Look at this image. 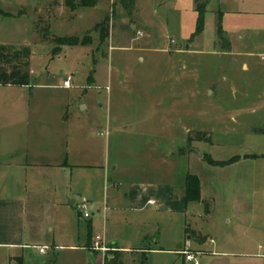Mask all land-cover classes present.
Returning a JSON list of instances; mask_svg holds the SVG:
<instances>
[{
  "label": "rangeland",
  "instance_id": "1",
  "mask_svg": "<svg viewBox=\"0 0 264 264\" xmlns=\"http://www.w3.org/2000/svg\"><path fill=\"white\" fill-rule=\"evenodd\" d=\"M34 1V11H7L29 20L0 24V41L30 47L31 83L48 87L46 98L68 102L76 115L71 125L82 127L89 140L105 144L111 133L109 158L118 166V177L182 186L187 174L197 176L213 210L208 217L203 205L184 204L178 188L173 208L158 202L129 214L89 207L84 219L75 206L50 208L41 196L32 205L35 218L28 220L36 229H26V237L47 251L40 255L36 249L25 250V264H98L100 254L85 248L88 234L103 235L108 244L155 250L144 256L109 252L105 264H188L183 256L159 251L181 250L188 237L192 251L204 243L206 251L218 245L244 253L235 244L255 238L256 223L264 222V18L255 25L253 17L224 12L220 0L206 1L199 27L193 0H136L132 10L121 5L123 0H99L95 8L74 13L63 0ZM1 15L7 14L0 11V22ZM29 21L39 30L48 25L50 36L81 40L89 35L91 43L53 50ZM179 48L189 52L177 54ZM69 76L66 91L62 83ZM176 102L179 124L169 113ZM197 133L207 140L188 144L187 137ZM172 146L187 147L188 158L162 163L161 155ZM250 156L256 157L245 158ZM206 159L232 163L216 167ZM199 236L201 243H196Z\"/></svg>",
  "mask_w": 264,
  "mask_h": 264
},
{
  "label": "crops",
  "instance_id": "2",
  "mask_svg": "<svg viewBox=\"0 0 264 264\" xmlns=\"http://www.w3.org/2000/svg\"><path fill=\"white\" fill-rule=\"evenodd\" d=\"M206 1L202 2L206 4ZM35 4L34 0H0V11L7 14L1 15L3 18L0 24L8 19L27 18L24 14L23 16L16 14L21 8H31L34 11ZM193 5L195 7L194 0ZM220 6L224 12L253 17L255 25L264 18V8H262L264 0H246L244 2L231 0L226 3L224 0H220ZM9 8L17 11L16 14L13 11L7 13ZM30 24L33 26L32 22ZM258 26L261 27V25ZM131 28L133 29V26ZM259 30L253 29L255 32ZM142 32L140 31V34H143ZM225 42L229 44L227 41ZM0 45L29 47L11 41H0ZM137 51L143 52L142 49H137ZM186 52H189L188 49L185 51L177 49V54H186ZM139 60L143 61L142 58ZM109 72L112 75L113 69L110 68ZM30 78L32 81L31 70ZM47 90H49L48 87L34 83L23 87L0 86V264H25V250H38L37 248L44 247L32 245L26 237V229L32 227L33 232L36 229L34 223L30 224L28 220L35 218V206L32 205H35L41 196L49 203L50 208L73 207L77 203L76 199L80 198L90 200L89 207L93 212L96 210L110 213L124 211L130 214L141 212L148 206H156L158 202L170 203V207L173 208L171 200L174 194L179 192L178 188H181V200L185 204L186 176L182 186H177L173 182L166 185L161 182L156 185L152 181L145 180L144 177L136 176L125 179L123 174L118 177L116 175L118 166L110 164L109 158L111 133H109L105 144H100L97 140H89L87 135L85 137L82 127L77 124L71 125V121L76 115L73 113V109H70L68 102L46 98L45 91ZM106 101L107 107L111 108V93L107 94ZM174 105L169 113L177 117L174 122L179 124L178 102ZM82 109L86 110V107ZM160 113L163 119L164 111ZM186 149L187 147L178 149L172 146L165 155H161V162L166 161L167 163L180 158L187 159L188 149ZM88 170L95 173V176H99L97 182H95L96 178H93L94 175L84 174V171ZM121 171L123 173V170ZM128 171L130 170L128 169L126 172ZM144 174L146 173L144 172ZM199 184L200 202L197 204L207 203L209 205L207 213L209 217L213 210L212 202L210 199L206 201L203 198V185L200 180ZM74 197H76L75 200ZM151 201H154L155 204L150 205ZM94 204L98 206L94 207ZM30 206L31 210H29ZM177 208L179 209V207ZM103 218L105 219L104 214ZM91 226L92 222H90ZM249 227H254L252 216ZM255 229L253 232L255 238H251L247 243L235 244L236 249L244 250V253H230L229 247L224 250V247L220 248L218 245L213 246L212 251H206L204 243L195 244L198 249L192 251L190 249L192 246L191 237L184 241L181 250L160 248L159 251H166L178 256H183V252H188L193 254L198 264L199 256L202 257L203 264H264V222L263 224L256 223ZM197 232L202 235L201 232ZM87 237L85 248L89 250L92 236L88 234ZM146 239L147 237H143L142 242ZM201 240L199 236L195 241L201 243ZM211 243L212 240L209 244ZM107 245L118 255L125 252L144 256L155 251L152 247L149 249L121 247L116 241H110ZM183 261L192 264L186 262L185 259Z\"/></svg>",
  "mask_w": 264,
  "mask_h": 264
},
{
  "label": "trees",
  "instance_id": "3",
  "mask_svg": "<svg viewBox=\"0 0 264 264\" xmlns=\"http://www.w3.org/2000/svg\"><path fill=\"white\" fill-rule=\"evenodd\" d=\"M56 1V0H54ZM99 0H63L64 7L70 12L74 13L78 9H93L97 6ZM136 0H123L121 5L128 10L134 9ZM195 11L198 14V27L201 25L202 17L204 13V2L200 0H194ZM34 32L40 35L44 42L49 45L55 46L53 50H60L62 47H77L88 46L91 43L89 35L85 36L81 40L74 37H56L50 36L48 25L43 29H38L37 25H33ZM31 57V49L29 47H16L11 45H0V86H14L23 87L31 84L29 60ZM206 141L207 138L203 133H197L194 137L188 136L187 143L192 141ZM207 163L212 166H227L229 162H213L210 159H206ZM184 201L185 204L199 203L200 202V184L199 180L194 175H186L184 186ZM206 214L209 211V205L207 203L202 204ZM116 259V257H114ZM114 262V260H112Z\"/></svg>",
  "mask_w": 264,
  "mask_h": 264
},
{
  "label": "built area",
  "instance_id": "4",
  "mask_svg": "<svg viewBox=\"0 0 264 264\" xmlns=\"http://www.w3.org/2000/svg\"><path fill=\"white\" fill-rule=\"evenodd\" d=\"M141 35V34H140ZM71 81L72 78L69 76L67 77L64 82L62 83V88L64 89H69L71 86ZM150 205H154V201L149 202ZM75 209L77 210L78 213L82 215L84 219L89 218L88 210H89V203L85 199H80L76 204H75ZM39 254H45L47 251V248L41 247L37 248ZM89 250L91 252L100 254L101 260L98 264H105V261L108 259L109 252H113L114 250L111 249L107 243L105 242L104 236L97 234L91 239V243L89 246ZM183 256L186 262H190L192 264H198L197 261L195 260V257L193 254L188 253V252H183Z\"/></svg>",
  "mask_w": 264,
  "mask_h": 264
},
{
  "label": "water",
  "instance_id": "5",
  "mask_svg": "<svg viewBox=\"0 0 264 264\" xmlns=\"http://www.w3.org/2000/svg\"><path fill=\"white\" fill-rule=\"evenodd\" d=\"M69 205H71V203H69Z\"/></svg>",
  "mask_w": 264,
  "mask_h": 264
}]
</instances>
